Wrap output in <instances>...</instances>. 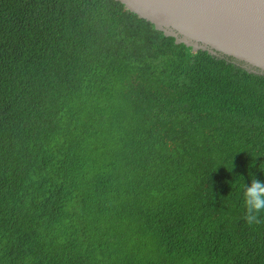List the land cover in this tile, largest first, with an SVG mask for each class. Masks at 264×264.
Masks as SVG:
<instances>
[{
    "label": "trees",
    "instance_id": "16d2710c",
    "mask_svg": "<svg viewBox=\"0 0 264 264\" xmlns=\"http://www.w3.org/2000/svg\"><path fill=\"white\" fill-rule=\"evenodd\" d=\"M264 75L114 0H0V264H264Z\"/></svg>",
    "mask_w": 264,
    "mask_h": 264
},
{
    "label": "water",
    "instance_id": "95a60500",
    "mask_svg": "<svg viewBox=\"0 0 264 264\" xmlns=\"http://www.w3.org/2000/svg\"><path fill=\"white\" fill-rule=\"evenodd\" d=\"M175 44L264 75V0H114Z\"/></svg>",
    "mask_w": 264,
    "mask_h": 264
},
{
    "label": "clouds",
    "instance_id": "9594fccd",
    "mask_svg": "<svg viewBox=\"0 0 264 264\" xmlns=\"http://www.w3.org/2000/svg\"><path fill=\"white\" fill-rule=\"evenodd\" d=\"M244 206L243 219L248 224L261 222L264 216V180L251 178L250 183L242 186Z\"/></svg>",
    "mask_w": 264,
    "mask_h": 264
}]
</instances>
